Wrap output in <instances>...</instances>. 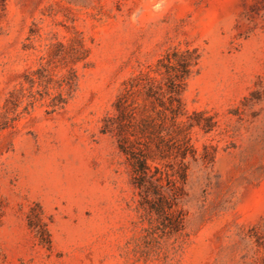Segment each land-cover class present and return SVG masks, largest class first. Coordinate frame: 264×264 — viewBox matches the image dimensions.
Listing matches in <instances>:
<instances>
[{
    "label": "rangeland",
    "instance_id": "1",
    "mask_svg": "<svg viewBox=\"0 0 264 264\" xmlns=\"http://www.w3.org/2000/svg\"><path fill=\"white\" fill-rule=\"evenodd\" d=\"M174 52L177 229L101 131ZM0 264H264V0H0Z\"/></svg>",
    "mask_w": 264,
    "mask_h": 264
},
{
    "label": "trees",
    "instance_id": "2",
    "mask_svg": "<svg viewBox=\"0 0 264 264\" xmlns=\"http://www.w3.org/2000/svg\"><path fill=\"white\" fill-rule=\"evenodd\" d=\"M189 61L186 55L174 52L156 63L152 73L160 79L150 73L130 78L112 105L114 114L104 118L101 129L116 139L126 158L140 208L147 214L174 219V229L182 220H176L178 183L186 178L183 160L188 142L175 135H179L177 119L183 114L181 92Z\"/></svg>",
    "mask_w": 264,
    "mask_h": 264
}]
</instances>
